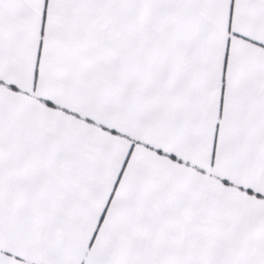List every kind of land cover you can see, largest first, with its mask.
<instances>
[{
    "label": "snow or ice",
    "instance_id": "obj_1",
    "mask_svg": "<svg viewBox=\"0 0 264 264\" xmlns=\"http://www.w3.org/2000/svg\"><path fill=\"white\" fill-rule=\"evenodd\" d=\"M0 264H264V0H0Z\"/></svg>",
    "mask_w": 264,
    "mask_h": 264
}]
</instances>
